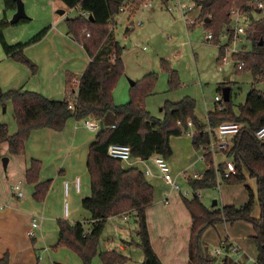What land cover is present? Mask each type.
I'll list each match as a JSON object with an SVG mask.
<instances>
[{"label": "trees", "instance_id": "1", "mask_svg": "<svg viewBox=\"0 0 264 264\" xmlns=\"http://www.w3.org/2000/svg\"><path fill=\"white\" fill-rule=\"evenodd\" d=\"M68 8L78 7L80 12L74 17H66L67 34L77 42L89 56L90 60L78 77L77 94L72 107L70 97L52 100L41 93L31 90L9 89L0 92V104L11 101L13 118L17 125L14 134L8 133L6 123H0V146L7 144L10 154H23L25 143L33 130L53 129L60 131L69 118L83 120L93 118L101 121L103 127L98 129L94 141L89 145L86 167L90 178V194L81 199V206L90 212L91 228L85 232L84 221L70 223L66 219H57L58 240L55 248L63 246L79 256L83 264H91L98 255L102 264L123 263L126 256L115 249L98 251L99 240L107 219L114 215H125L133 212L137 229L138 246L143 252L142 264H162L155 253L148 235L146 208L153 201L154 189L137 167H125L119 159L107 154L111 143L130 146L133 157L147 159L154 154L162 155L166 160L171 156L170 136H179L188 129V120L194 129L191 144L195 150L202 151L205 169L199 178L187 180L192 190L191 198L183 197L186 209L191 218L188 240V264H240L225 255L220 261L208 254L203 240V233L209 227L219 223L244 221L251 224L254 234L252 240L256 247L254 264H264V137L258 138L255 131L264 124V93L251 88L245 96L243 104L235 111L232 96L223 99L213 110L207 112V123L210 133L204 130L195 115V100L184 96L178 101H165L163 116L150 114L145 107L144 99L153 92L156 73L147 72L142 78L134 81L129 88V99L117 104L113 98V90L124 73L122 52L124 46L115 38L110 22L118 15L119 7L124 0H61ZM165 2L166 0H162ZM133 8L142 2L133 0ZM200 7L198 21L212 33V40L219 44V35L229 33L227 43L233 37L230 11L238 8L239 12L250 20L247 38L251 42L249 51L236 52L237 59L244 61L241 70L251 72L253 80L264 81V15L255 19L252 11H264V0H256L263 4L258 8L251 0H195ZM136 3V4H135ZM5 7L15 9L13 0H5ZM89 14V16H86ZM209 17L208 20H204ZM9 21H0V27ZM0 28V44L7 56L27 65L32 73L37 65L24 53L26 45L39 41L46 33L42 30L25 43L8 45ZM86 33H89L86 35ZM224 53L220 46L219 55ZM219 57V58H220ZM168 73V87L176 89L180 79L175 69L165 59L161 63ZM73 76L66 77L67 91L73 92ZM228 82L218 83V90ZM70 88V90H69ZM221 122H237L238 131L229 136V147L225 156L231 157L235 171L224 176L226 162L214 159L207 145L211 137L216 138V127ZM0 152V159H1ZM41 161L31 159L25 171V181L34 183L32 198L43 201L51 185V180L38 181ZM255 179L256 195L250 187H246L248 199L239 207L222 205L220 208H208L201 201L198 191L214 187L218 182L226 184L243 183L247 179ZM255 198L259 205V216L252 215ZM227 240V238H225ZM223 239L221 242L223 243ZM228 241V240H227ZM232 247L228 241L225 246ZM234 247V246H233ZM235 248V247H234ZM0 264H9V253L0 258Z\"/></svg>", "mask_w": 264, "mask_h": 264}, {"label": "rangeland", "instance_id": "2", "mask_svg": "<svg viewBox=\"0 0 264 264\" xmlns=\"http://www.w3.org/2000/svg\"><path fill=\"white\" fill-rule=\"evenodd\" d=\"M171 1L172 0H170V2ZM180 1L183 4L184 0ZM172 2L174 3L175 0H173ZM251 2L255 4L256 0H251ZM23 3L25 11L30 18L20 19L16 23H10L9 20L11 19L13 12L8 8L6 9L5 0H0V21L5 18L9 21L7 25L2 26L3 28L0 27L8 45L25 43L29 39L35 37L44 29H59L66 27V17L71 18L76 16V14L81 13L77 8L66 7L61 0H23ZM133 5L134 3L132 2L131 6L123 13L125 14L127 12L133 11ZM151 5L154 10L160 13L161 17L165 15L170 17L168 21L171 19V31H165L164 27H158V25L157 27L152 28L136 26L134 30L129 31L128 35H125L124 31L126 28L127 19L125 15L122 16L120 14L122 12H119L118 15L110 22V27H113L115 36L117 37L119 42L125 46L122 54L125 66L124 73L119 78L117 85L113 90V98L114 101H116L115 103H117V101L121 99L122 102H119L117 104H122L128 101L129 88L131 86L130 80L136 81L135 76L137 78H140L145 75L146 72L153 71L157 76L153 92L147 95L144 99L145 107L150 112V114L157 117L161 116L163 114V110L160 111V108L163 107L166 100H179L187 95L195 99V115L199 119L201 125L205 127L204 130H208L210 127L208 126L206 120V110L209 107L213 106L215 95H222L221 90L219 92L216 91V84L218 82L224 81V77L226 75H229V79L231 82L226 81L228 83L224 86H231L232 92H230V94L232 93V102L236 112H238V106L244 103L246 93L251 88L259 89L264 93V81H254L250 71L238 69L235 63V61H237V58L234 53L249 51L251 49V42L247 38V28L250 24V20L247 18V16L241 15L240 20H238V22L245 27V33L233 35L231 41L226 45V47H228L229 49L232 48L235 50L232 53L227 52L228 58L230 59L229 56L231 54L233 61L228 60L226 63H222L221 57L219 60L217 59L219 52L218 47L215 44H211L206 41L207 33L208 31H210L209 29H205L203 25L198 22L200 24H196L194 27L188 30L183 19L179 16V10L177 8L174 9V15L176 16L174 17L175 19H173L171 13L168 12L167 9H165L166 7L159 3L158 0H151ZM185 5L190 6L188 4ZM186 6H182L181 8H186ZM58 9H65V13H57ZM144 11H146V9L143 10V8H141L138 13L133 16L132 21L135 23L138 19L140 20L141 18H139V15ZM196 12L197 11H195V9L194 11L193 9L190 10L187 17L196 18ZM148 13L149 12L147 11L146 14ZM120 15V22L115 28L114 26L115 24H117L115 20L119 18ZM252 15L255 19H258L264 15V11L258 14L256 11H252ZM158 22L162 26H166L164 19H161V21L159 20ZM57 29H54V31H57ZM228 37L229 33H221L219 35V42L223 43L227 41ZM55 45H57L58 47ZM59 45L60 44L57 43V35L55 32L53 36L49 35L46 40H43L42 45L37 48L38 50H36L40 52V55H35L37 56V59L46 64L47 70H50L52 68L53 75L59 71L58 67L63 64L64 61L61 57L64 49L62 47H59ZM4 53V49L0 44V54L3 55ZM163 58L168 59V64H171V68L175 69L179 76L180 85L176 89L170 90L168 88V73L163 69L161 65ZM33 62H35L38 67V63L35 60ZM19 65L20 68L10 70L8 69L9 71L6 70L5 66L0 67L2 68L0 69V92H6V90H4V85L6 84L5 81L16 82L20 77L23 79L22 82L26 81L27 85L30 84L33 87L40 88L39 85H34V82H38L37 78L42 81L43 75L39 78L38 75H32V71L27 65H24L22 63H20ZM24 86V88H26V85ZM167 88L169 91L167 90ZM69 97L70 102H74V97ZM4 106H6V103L5 105H1L2 109ZM193 132L194 129L191 126L186 129L181 135L170 136L169 138V144L172 149L171 160H169V165H171L170 171L173 177L176 179L177 184L180 186V189H172L170 185L166 184L159 178H148V180L151 181L150 183L153 184L155 191L157 188L158 192H156V199L163 203L162 198L167 196L170 200V205L162 207L160 206L161 208L156 212L157 215L154 217H149V226L147 227V229L148 234H150L152 238V241L157 242L159 236L165 235L163 234V232L166 234L171 233V246L175 245L177 247V245H179V243L181 242L184 245V242L189 238L190 219L183 201V197L191 198L192 190L188 185L187 179L182 176V172L186 170L190 175H192L193 173L201 174L205 169V163L202 160H199V156L201 155L202 151L195 150L191 144L190 137ZM6 149L8 151V148ZM211 153L213 154V152ZM215 159L217 161L219 160L224 162L231 161V157L225 156V154L223 153L221 155L217 154ZM121 164L125 165L123 162ZM136 166L141 167L139 163H136ZM150 166L154 168V171L156 173H158V170H156V167L153 164H150ZM13 169L12 166H9L8 171L10 173H14L15 170ZM2 170L4 173L3 167ZM245 173V175L248 176V173ZM14 175L16 176V178H19L17 177L16 172L14 173ZM49 179L51 180V185L44 200L47 198V195L51 194L50 190L53 179ZM21 182L24 185V182ZM62 187L63 186L61 185V191L64 192V189L62 190ZM246 187L255 189V180L253 178H248L247 181L243 183L235 184H226L219 181L218 184L214 187L203 188L199 190V197L201 201L211 209L220 208L221 206L219 205L221 203L222 205H234L236 207H239L244 203L245 200L247 201L248 199V192ZM161 190L163 191L162 193ZM185 191L187 192V194H184ZM163 193H165V196H163ZM64 198L66 199L64 200ZM64 198L63 200L61 199V204L59 203L58 205L60 206L58 213L61 215V217L59 218H67L66 220L70 222L72 221L70 218V212L72 209L71 203L79 205V196L75 195L73 201L72 197L70 198V201L68 200L69 197L64 196ZM213 200L217 201L215 205H211ZM65 202H68L67 215H64ZM159 205L161 204L159 203ZM253 207L254 210L258 209L256 201L254 202ZM39 215L41 214H37L35 217ZM127 216L129 217L128 221H124L121 219L117 220L115 218L106 221L104 231L101 234L102 239L105 238V240L107 239L115 242L119 238V235H117L113 230V225L117 223V221H120L119 224H123L124 227H128L131 229L130 230L127 228L129 230L127 239H129V243H133L132 237L134 236V239H136L135 233L137 229V222L134 214L123 215L124 218H127ZM240 224L246 230L251 232V234H254L253 228L250 223L243 221L240 222ZM134 226H136V229L135 231H132ZM242 226L238 225L231 228L230 226H222L221 224L216 228H209L204 234V238L208 239V254L216 257L217 261H220L225 255H228L234 261L240 264H254L256 258V247L254 246V242L253 244H251L252 246H247L244 251L242 250L243 255L240 256V258L233 254L234 245L227 248V251L225 250V246L228 241L236 244V238H240L239 236H246L245 229ZM226 231L229 233H227ZM225 238H227L228 241ZM223 239L225 241L222 243L221 241ZM205 244L207 245V242ZM114 247V243H112V248ZM130 247L133 249V253L141 252L140 248H136L133 246ZM135 256H137V254L133 257L134 264H138V257L140 255H138L137 257ZM81 264H83L82 261Z\"/></svg>", "mask_w": 264, "mask_h": 264}, {"label": "crops", "instance_id": "3", "mask_svg": "<svg viewBox=\"0 0 264 264\" xmlns=\"http://www.w3.org/2000/svg\"><path fill=\"white\" fill-rule=\"evenodd\" d=\"M158 1L159 3H161L162 5L166 7L165 9H167L168 12L171 13V16L173 17V19H175L174 17L176 16L174 15L175 8L179 10L178 11L179 16L182 19L183 17H187L188 12L192 9L193 11L194 9L195 11H197L195 13V15L197 14V18L200 14V7L196 5L195 0H190V1L184 0L183 4L180 0L178 4H174L172 2L173 0L171 2L170 0H166L165 2H163L162 0H158ZM185 4H188L192 7L186 6ZM169 6L172 8H169ZM182 6L183 7L186 6L187 9L186 10H184V8L182 9L181 8ZM74 8L79 9L78 7H74ZM141 8H143V10L146 9V11L140 13L139 18L141 19L140 20L138 19L135 22L136 23L135 24L132 21V18L138 13V11ZM10 10L13 12L15 9H10ZM147 11L149 12L148 14H146ZM256 12L257 14L260 13L258 9L256 10ZM64 13H65V9H64ZM120 14L122 16L125 15L127 19L126 28L124 31L125 35H128L129 31L134 30L136 26L152 28V27H157L158 25V27H164L165 31L166 30L171 31L170 30L171 19L168 21L170 17L166 15L161 17L160 13L153 9L151 5V0H143L135 9L133 8V11L127 12L125 14L122 12ZM121 15L119 16V18L115 20V22L117 23L114 26L115 28L120 22L119 19ZM86 16L90 17L89 14H86ZM161 19L165 20L166 26H162L161 24H159L158 21L159 20L161 21ZM198 22L199 21L197 20L195 24L186 25L187 29L188 30L191 29L196 24L201 23V25H203V22H200V23ZM203 27L206 29L204 25ZM54 29H57V28H54ZM54 29L48 28L44 35L45 37L44 36L42 37L43 39L41 38L37 42L26 45L24 48V53L26 52L25 54L29 58H31L33 61L35 60L38 63L37 71L34 74L32 73V75H35V76L38 75L39 78L40 76L42 77L43 75L42 81H40L37 78L38 82L37 83L34 82V85H39L40 88L33 87L30 84L27 85L26 81L22 82L23 79L20 77L18 78L16 82H6L5 81L6 84L4 85V90L6 91L9 89L31 90V91L41 93L43 96L47 97L48 99H52V100H62L65 97H69V96L74 97L77 94L78 77L80 76V74L83 72V70L87 66L90 58L86 54L84 49L67 34V27L59 28L57 29V31H54ZM55 32L57 35V43L60 44L59 47H62L64 49V52H62V56H61L64 61H63V64H61L58 67L59 71L53 75L52 68L50 70H47L46 64L38 60L37 56L35 55H40V52L36 50H38L37 48H39V46L42 45V41L46 40L49 35L53 36ZM113 33H114V30H113ZM115 38L117 39L116 36ZM206 41L208 43L215 44L218 47V51L220 50V46H224L228 44L226 41L223 43L219 42V44L214 43L213 40L206 39ZM222 55L226 56L227 51L224 50V53ZM219 57L220 55L218 52V58H217L218 60L220 59ZM229 57L230 59L228 58V55L226 56L227 61L228 60L233 61L231 54ZM123 59L124 58L122 55V60ZM163 59H165L166 61L168 60L166 58H163ZM19 64H20L19 62L13 60L9 56H7L5 53L3 55L0 54V67L5 66L6 70L17 69V68H20ZM123 64H124V60H123ZM67 76H73L72 78L74 79L73 81L75 82V83L73 82V88H72L73 92L72 93H70V91H67L68 88L66 87V84H65ZM226 76L228 78L224 79V81L231 82L229 79V75H226ZM140 78H137L135 76L136 80ZM168 79H169V75H168ZM218 83L216 84V91L219 92L220 90L217 89ZM24 85H26V88H24L25 87ZM230 92H232L231 86H230ZM215 96H214L213 106L209 107L208 109L206 108L207 109L206 110V120H207V112L213 110L215 105L219 102L215 100ZM231 96H232V93H231ZM168 101H171V99H169ZM172 101H178V100H172ZM119 102H122V99L117 101V103ZM11 104H12L11 101L8 100L6 101V106H4L3 109L0 105V123L7 124L8 133L10 135L14 134L17 130V125L13 118V106ZM195 108H196V104H195ZM160 111H162V108H160ZM162 116L163 114L159 117H162ZM90 119H93V118H86V119L79 120V121L75 120L74 118H69L66 121L63 129L60 131L53 130V129H47V128L31 131L25 143V152L23 154L11 155L8 153L6 149L7 144L6 143L1 144L0 146L1 155L7 156L8 161H7L6 167L4 168L0 160V258L4 255V253L8 252L9 253V264H81V259L72 250L66 247H63V246H60L58 248H55L54 246L57 243L58 231H59L56 220L59 219V217H61V215L58 213L60 209V206L58 205L61 199L63 200L64 196L69 197L68 199L69 201L71 197L73 201V198L75 195L79 196L78 198L80 201L79 205L71 203L72 209L70 212V218L72 221H70V223H74L75 221H84L85 222L84 224L85 232H89L91 228V223H90L91 214L89 211L85 210L81 206V199L85 196H89L90 194V178H89V174H88L87 167H86V159H87L89 145L94 141L95 134L97 131L94 129H89L84 125V121L90 120ZM217 154L221 155L222 153L216 152L214 154V159ZM155 155L156 154L144 160L143 159H139V161L134 160L132 162L133 164L123 162L125 164L123 166L137 167L138 169L143 171V169L145 168V165H147L150 168L151 173H152L149 175H145V178L147 179L149 183L151 181H149L148 178H159L163 182H165L163 178L161 177V175L159 174V172L156 173L154 171V168L150 166V164H153L155 166L154 161H153V156ZM11 157H12V160H11ZM199 158H200L199 160L203 161V158L201 157V155L199 156ZM31 159H38L41 161V168L38 174V181H44L49 178L53 179V183H52L51 190H50L51 194L47 195V198L44 201L36 202V200L32 198V193L34 191L35 184L27 183L25 181V171L29 167ZM169 160H171V156L167 159L168 163L170 164ZM136 163H139L141 167L136 166ZM9 166H12V169L14 168L13 170H15V172L17 173V177L19 178H16V176L14 175L15 172L10 173L8 171ZM2 167L4 169L5 174L3 173ZM169 167L171 170V165H169ZM156 170H158L157 167H156ZM77 176L80 178V190L76 191L73 188V186L69 185L67 193L62 192L61 185L63 186V182L66 180L69 183H71L74 177H77ZM248 178L250 177L247 176V179ZM247 179L245 181H247ZM21 181L24 182V185L22 184ZM16 183H19L22 186L21 196H18L15 194L14 185ZM82 184H83V189H82ZM23 186L25 187V189ZM153 189H154L153 201L146 208V211H145L147 227L149 226L150 216H153V217L156 216L157 210H159L162 206L170 205L169 197L165 196V193H163V196L165 197L162 198L163 203H161L160 201L156 199L157 197L156 192H158L157 188L155 191V188L153 186ZM251 189L256 195V190H257L256 183H255V189L253 188ZM62 190H63V187H62ZM162 192L163 191L161 190V193ZM167 198L169 201L167 200ZM65 199L66 198H64V200ZM255 201L257 203L258 209L254 210V207H253L252 214L254 215V217H258L260 210H259V205H258L256 198H255ZM244 202H246V200ZM159 203L161 205H159ZM64 206L66 208V214H65V208H64V215H67L68 214V202H65ZM219 206H222V203ZM37 214H41V215L35 217ZM129 214H133V212ZM33 218L38 220L39 226L36 228V231H35L36 234L31 237L27 235L26 231L29 227L30 221ZM112 218H115L117 220L121 219L124 221H128L129 219L128 216L127 218H124L123 215H114V216L109 217L107 221H109ZM189 219H190V224H191L190 215H189ZM240 222H243V221H237L232 224L225 223V222L219 223L215 227H209V228H216L218 225H221V224L222 226L226 225V226H230L231 228L234 226H238V225L242 226ZM119 223L120 221H117V223L113 225V230L116 232L117 235H119L118 236L119 238L115 242H112V240H107V239L105 240V238L102 239V236H101V240H100L101 242L99 241L98 251L115 249L121 255L126 256L127 260L125 262L116 263V264H134L133 257L134 255L137 254V256L140 255L138 257V264H142L143 252L137 244L139 242L137 234L135 233L136 239H134V236L132 237L133 243H129V239H127V236L129 233L128 229L130 228L127 227L128 228L127 229L126 227H124L123 224H119ZM190 224H189V231H190ZM209 228H207L204 231L203 236H202L203 240L207 242V245H208V241H207L208 239L204 238V234ZM135 229H136V226H134L132 231L133 230L135 231ZM245 233H246V236L244 235V236H239L240 238H236L238 241L237 242L235 240L236 244L230 241L232 245H234L235 247L234 249L236 250L233 254L238 256V258H240V256L243 255L242 250L244 251V249H246L247 246H252L251 244H253V241H252L253 234H251V232H249L246 229H245ZM163 234L165 235L159 236V239L157 240V242L152 241L150 234H148L150 243L155 253L157 254L160 262L162 264H188L189 263L188 262L189 261L188 260V240L189 238L184 242V245L181 242L176 247L174 244H173L174 246H171V233L166 234L163 232ZM112 243H114V246H115L114 248H112ZM130 246L140 248L141 252L133 253V249ZM91 264H102L100 257L98 255H95L91 260Z\"/></svg>", "mask_w": 264, "mask_h": 264}, {"label": "built area", "instance_id": "4", "mask_svg": "<svg viewBox=\"0 0 264 264\" xmlns=\"http://www.w3.org/2000/svg\"><path fill=\"white\" fill-rule=\"evenodd\" d=\"M133 0L130 1H126L124 0L122 2V4L119 7V12H124L126 11L132 3ZM179 0H175L174 4H178ZM257 7L258 8H262L263 4L261 2H257ZM169 8H172L169 6ZM187 8H184V10H186ZM243 15V13L239 12L238 8H233L230 11V17H231V27L233 30V35L236 34H243L245 33L246 29L245 27L240 24L238 22V20H240V16ZM197 17L193 18V17H183L184 23L185 25L188 24H193L195 23V20L197 21ZM203 22V21H200ZM89 33H86V35H88ZM208 40H212V33L211 31H208L207 33V38ZM224 50H226L227 52H234V49H229L228 47H226V45H224ZM230 50V51H229ZM237 61H235L236 63V67L238 69H240L243 65H244V61L241 59H236ZM227 61L226 56L222 55L221 57V62L225 63ZM78 82V81H77ZM215 100L216 101H221L222 100V95H216L215 96ZM69 107H72V103H69ZM189 126H192L191 121L187 122ZM84 125L89 128V129H94V130H98L99 129V121L95 120V119H90V120H85L84 121ZM240 125L237 122H221L217 125L216 127V138L211 137L209 144L207 145V148L209 151L213 152V154H215L216 152H221V153H225V151L228 149L229 147V136L235 134L238 129H239ZM208 133L211 132L210 129L207 130ZM255 135L258 138H263L264 137V124L261 125L256 131H255ZM214 149V151H213ZM107 154L110 157L119 159L121 162H126V163H131L135 160V161H139L140 158H134L131 154V150H130V146L126 145V144H119V143H111L108 145L107 147ZM201 157H202V152H201ZM153 161L155 166L158 169L159 174L161 175V177L163 178V180L168 183L170 185V187L172 189H180V186L177 184L176 179L173 177V175L171 174L170 171V167H169V163L168 161L160 154H156L155 156H153ZM235 171V167L233 165L232 162H226V171L224 172V176H228L229 173H232ZM143 174L145 175H149L152 174L150 168L145 165V168L143 169ZM182 176L184 178H186L187 180L190 178H199L201 176V174L199 173H193L192 175L188 174L186 170H184L182 172ZM69 185L73 186V188L76 191L80 190V178L74 177V179L72 180L71 183H69L68 181H64L63 182V189H64V193H67V190L69 188ZM14 190H15V194L18 196H21L22 194V186L19 183H16L14 185ZM184 194H187V192L185 191ZM198 195H199V191H198ZM166 201V200H165ZM167 202V201H166ZM65 214H66V208H65ZM39 226V222L37 219L33 218L30 221L29 227L26 231L28 236H34L35 235V231L36 228ZM233 251L235 252L236 250L233 249Z\"/></svg>", "mask_w": 264, "mask_h": 264}, {"label": "water", "instance_id": "5", "mask_svg": "<svg viewBox=\"0 0 264 264\" xmlns=\"http://www.w3.org/2000/svg\"><path fill=\"white\" fill-rule=\"evenodd\" d=\"M13 1L15 3V10L13 11L12 17L9 20L10 23H16L20 19L30 18L25 11L23 0H13ZM57 13L64 14V9H58ZM208 19L209 17H206L204 20L206 21ZM227 78H228L227 76L224 77V79H227ZM133 83L134 81L130 80V84L132 85ZM221 94H222V99L224 101H227L230 98V86L227 85V86L222 87ZM102 127H103V123L99 121V129H101ZM0 160H1L2 166L5 168L7 165L8 157L4 155L1 157ZM216 202H217L216 200H213L212 205H215Z\"/></svg>", "mask_w": 264, "mask_h": 264}]
</instances>
